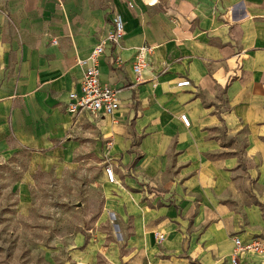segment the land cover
<instances>
[{
    "label": "crops",
    "instance_id": "0c3cea01",
    "mask_svg": "<svg viewBox=\"0 0 264 264\" xmlns=\"http://www.w3.org/2000/svg\"><path fill=\"white\" fill-rule=\"evenodd\" d=\"M115 13L124 37L98 63L101 80L120 89L115 121L71 115L77 60ZM182 79L190 85L176 87ZM90 123L122 171L107 198L109 213L131 220L118 262L231 264L233 236L264 239V0H0V166L21 148L36 163L71 161ZM239 264L264 255L244 253Z\"/></svg>",
    "mask_w": 264,
    "mask_h": 264
},
{
    "label": "rangeland",
    "instance_id": "374dc122",
    "mask_svg": "<svg viewBox=\"0 0 264 264\" xmlns=\"http://www.w3.org/2000/svg\"><path fill=\"white\" fill-rule=\"evenodd\" d=\"M93 127L78 135L71 161L36 163L39 154L21 148L0 166V264H122L131 220L109 213L111 154L100 153Z\"/></svg>",
    "mask_w": 264,
    "mask_h": 264
},
{
    "label": "built area",
    "instance_id": "2783aa9c",
    "mask_svg": "<svg viewBox=\"0 0 264 264\" xmlns=\"http://www.w3.org/2000/svg\"><path fill=\"white\" fill-rule=\"evenodd\" d=\"M130 6H132L130 4ZM112 28L100 42L90 51L87 58H79L77 63L83 67V74L79 91H70L67 94L66 111L71 115L89 113L95 117H110L115 121V113L120 107V89L104 83L100 78L99 58L104 53L106 46L118 45L124 37V23L122 15L115 13L112 16ZM51 44L57 43L52 39ZM147 47H139L136 51L132 70L140 79V73L147 67L146 61ZM114 62L119 64V55L114 57ZM190 85L189 79H182L176 83V87ZM179 119L184 126H190V120L185 113L179 115ZM111 146L109 141L107 147ZM106 181L110 184H118L113 166L109 163L104 167ZM155 236L159 241L164 240V234L156 232ZM234 247L230 252L231 264H239L240 256L244 253L264 255V239L255 237L249 241H242L238 236H233Z\"/></svg>",
    "mask_w": 264,
    "mask_h": 264
}]
</instances>
